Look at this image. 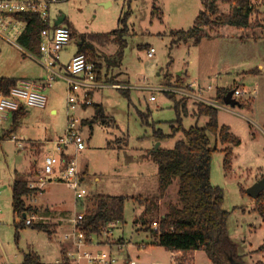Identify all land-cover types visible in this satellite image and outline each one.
Segmentation results:
<instances>
[{
	"label": "rangeland",
	"instance_id": "374dc122",
	"mask_svg": "<svg viewBox=\"0 0 264 264\" xmlns=\"http://www.w3.org/2000/svg\"><path fill=\"white\" fill-rule=\"evenodd\" d=\"M255 4L258 19L264 20V0ZM154 8L157 13H153ZM129 10L122 63L108 67L104 61L117 51L114 43L95 45V58L86 54L90 63L103 65L102 80L127 87L129 90L121 91L128 94L111 87L101 89L92 94L90 107L68 112V84L58 79L51 91L44 92L49 100L47 108H31L19 120L13 132L17 143L10 138L0 143V264H21L29 253L39 257V264H74L68 257L63 261L61 254L64 238L73 232L74 225L60 224L56 230L53 218L56 213L67 220L84 215L91 208L89 199L95 196L125 197L124 221L117 223L110 237L102 234L87 238L90 243L86 251L111 256L115 264H126L129 258L137 264H171V252L158 246L142 224L146 207L158 198L157 166L150 153L158 143L159 149H172L183 139V133L158 140L156 132L172 135V128L177 126L176 104L180 105L183 129L206 126L207 117L195 116L197 105L204 103L178 92L194 93L215 103L218 89L236 88L241 92L237 101L243 107L223 110L213 106L219 125L228 127L241 141L232 149L229 172H225L223 164L226 146L220 142L211 162V184L224 192L223 210L229 213L226 233L240 261L227 251L221 258L223 264H264V251H259L264 244V217L255 210L256 200L246 193L264 177V35L256 31V37H252L251 32L227 29L223 35H211L197 45L192 40L175 43L173 33L192 28L202 10L201 0H67L51 9L53 19L65 15L66 23L75 32L60 54L61 63L66 66L77 53L82 35L122 29L119 21ZM230 10V6L219 3L222 14ZM144 46L155 50L154 58H146L147 50L141 49ZM44 70L31 59L23 60L21 51L0 38V78L21 79L30 74L46 78ZM161 90L165 92H158ZM167 94H174L175 100ZM95 105L102 106L112 119L107 125L94 119ZM52 108L57 113L51 112ZM70 114L86 122L81 127L85 150L75 153L70 149L67 155L75 160L79 177L85 176L81 188L87 191V197L77 201L74 190L52 179L37 200L38 195L26 200V204L31 207V215L37 214L34 226L42 224L55 233L18 226L24 219L13 212L11 185L15 180H28L29 185L38 182L41 160L52 147L49 143L65 135ZM210 138L214 148L215 138ZM56 175L60 177L61 172ZM178 187V182L173 183L159 200V214L166 213L169 204H178ZM138 199L150 202L142 204ZM120 240L123 246L97 250L100 241L114 244ZM194 258V264H213L202 250Z\"/></svg>",
	"mask_w": 264,
	"mask_h": 264
},
{
	"label": "trees",
	"instance_id": "16d2710c",
	"mask_svg": "<svg viewBox=\"0 0 264 264\" xmlns=\"http://www.w3.org/2000/svg\"><path fill=\"white\" fill-rule=\"evenodd\" d=\"M219 3L231 7L228 14H222L219 11ZM202 10L197 15L192 28L188 31H177L173 33L175 43L187 42L192 40L194 45L201 42L202 39L211 35L221 36L227 29H234L241 32H251L252 37H256V31H261L264 35V20L258 19L257 5L253 0H201ZM128 13L120 19L122 29L115 30L106 34H86L82 35L78 43V54H89L96 57V47L105 46L114 43L118 46L117 51L111 57H106L104 61L108 67H115L122 63L124 50L127 46L125 36L128 32L127 16ZM153 13H157L154 8ZM255 16V18H253ZM25 18L27 26L18 40V45L24 49L37 52L38 38L40 31L45 27L37 15L21 14ZM67 24V23H66ZM71 31L72 26L66 25ZM75 32H72V37ZM141 49L149 50L150 47L144 46ZM97 73V81H102V64H94ZM250 74H256L257 71H250ZM17 79L0 78V93L7 94L9 90L16 86ZM127 95L126 91H121ZM126 92V93H125ZM230 92L229 89H218L215 103L224 105L223 98ZM175 100L174 94H167ZM240 107L244 104L240 102ZM96 121H102L107 125L112 119L105 115L104 108L95 105ZM183 113H186L185 106L182 105ZM177 112L176 127L172 128V135L165 136L161 132H156V138L162 140L168 137H174L176 133L182 132L183 139L176 142L172 149H158L150 153V158L157 166L158 177V198L149 204V200L139 202L148 203L144 211V222L142 228L149 231L155 238L156 244L165 250L173 253H181L182 258L179 264H185L187 257L197 251H204L208 259L213 264H223L221 254L227 251L236 261L239 256L236 253L234 244L229 240L226 233V225L229 213L223 210L224 192L219 187L211 184V162L213 154L218 151L217 144L220 142L226 146L224 153V170L229 172L233 157V147L239 146L241 141L234 136L226 126H220L218 123L217 110L206 104L197 105V118L207 117L208 122L205 127L200 128L197 125L183 129L180 115V105L176 104ZM24 109L21 108L14 114V128L18 121L24 115ZM86 124V122H83ZM10 130H0V143L11 138ZM215 138V147L211 148V138ZM178 182L177 199L178 204H169L164 214H159V200L166 196L168 189L173 183ZM12 191V209L14 214L31 216V207H28L26 200L33 198L42 191L39 189H30L26 180H15L11 185ZM91 208L85 211L83 219L77 225L86 238L100 236L103 229L111 223L124 221L125 197L115 196H95L89 199ZM255 210L260 216L264 217V192L258 196L255 203ZM150 215V217L148 216ZM142 217V218H143ZM24 219V217H23ZM157 223L159 228L155 231L152 227ZM23 226V223L18 224ZM34 226V225H32ZM31 226V227H32ZM34 228L39 231H46L49 235L54 232L42 224L35 225ZM259 251H264V244ZM62 259L67 260L64 250H61ZM38 256L29 253L24 256L21 264H39ZM240 261V260H239Z\"/></svg>",
	"mask_w": 264,
	"mask_h": 264
},
{
	"label": "built area",
	"instance_id": "2783aa9c",
	"mask_svg": "<svg viewBox=\"0 0 264 264\" xmlns=\"http://www.w3.org/2000/svg\"><path fill=\"white\" fill-rule=\"evenodd\" d=\"M62 1L67 0H0V37L18 47L25 57L39 63L47 71V77L42 81L21 80L7 94L0 93V124L6 119L7 114L16 113L22 107L44 109L47 104L44 90L51 89L58 79L68 84L66 98L68 112H75L84 106L90 107L93 104L92 94L94 95L101 89L108 87L122 89L117 85H108L106 82L97 81L95 65L90 63L86 54H75L65 66L64 71L58 70L60 54L72 39V31L64 24L56 26L55 21L58 17L53 19L51 16L52 7ZM253 1L259 3L262 0ZM21 14L37 15L45 26L40 31L37 52L35 53L18 45V40L27 26L25 18L19 17ZM154 54L155 50L150 48L147 50L146 58L152 59ZM168 91L170 90L167 89L166 92ZM158 92H165V90ZM178 93L198 99L206 105L228 110L224 105L218 104V106L194 95H187L184 92ZM240 96L239 88L234 89L233 98L237 100ZM150 100L154 101L155 98L151 97ZM82 124L83 122L74 114L68 115L65 135L51 143L52 147L43 159L42 176L38 178L36 184L29 185L30 189L40 190L47 182H52V179H55L56 182H64L74 190L77 201H82L87 197V191L81 188V180L75 160L67 155L70 149H73L75 153L85 150V142L81 137ZM11 141L17 143L15 137ZM19 147H21L20 144ZM58 171L61 172V178L56 175ZM83 216L78 215L74 220L75 229L71 238L75 248L67 254V257L76 264H115L116 259L111 256L93 254L84 250L87 238L77 229V225ZM33 222L34 217L31 215L30 218L26 216L20 223H23L25 227H31L34 225ZM116 225L117 223L109 224L103 229L102 234L110 237ZM152 227L155 231L159 228L157 223H153ZM171 255V264H179L182 254L173 252ZM192 260L193 257L188 256L185 264H193ZM127 264H137V262L131 260Z\"/></svg>",
	"mask_w": 264,
	"mask_h": 264
},
{
	"label": "crops",
	"instance_id": "0c3cea01",
	"mask_svg": "<svg viewBox=\"0 0 264 264\" xmlns=\"http://www.w3.org/2000/svg\"><path fill=\"white\" fill-rule=\"evenodd\" d=\"M65 24V23H64ZM1 38V37H0ZM2 39V38H1ZM2 40H4V39H2ZM5 41V40H4ZM7 42V41H6ZM14 46V45H13ZM16 47V46H15ZM19 51H20V49L18 48V47H16ZM78 51V50H77ZM63 52V51H62ZM61 52V53H62ZM22 53V52H21ZM77 54V53H76ZM22 59L23 60H25V59H29V58H27V57H25L23 54H22ZM71 60V59H70ZM33 62H35L34 60H33ZM35 63H37V62H35ZM38 65H40L39 63H37ZM42 68H44L42 65H40ZM45 69V68H44ZM64 69H65V65L63 64V63H61V59H60V61H59V64H58V70H61V71H64ZM45 71V70H44ZM34 75H32V74H30V75H25L24 77L25 78H21V79H17V80H30V81H42V80H44L45 79V76L43 77H33ZM102 82H106V83H108L107 81H105V80H102ZM108 85H117V86H120V85H118V84H113V83H109ZM121 88H125V89H128L127 87H122V86H120ZM53 88V87H52ZM51 88V89H52ZM51 89H46V90H44V92H46V91H51ZM114 89V88H113ZM118 90V89H117ZM129 90V89H128ZM45 94V93H44ZM190 95H195L194 93H191ZM155 101V100H154ZM48 102H49V100H48V98H47V104H46V107H45V109L47 108V106H48ZM23 109H24V115H23V117L22 118H24L25 117V115H26V113H29V112H27L28 110H30L31 108H25V107H22ZM221 109H223V108H221ZM223 110H226V109H223ZM51 112H53V113H57L56 112V110H55V108H52L51 110H50ZM85 111H87V110H85ZM84 111V112H85ZM8 116V117H7ZM7 116H6V120H4L1 124H0V130H10L11 128H12V126H13V123H14V114H7ZM11 116V117H10ZM9 117L11 118V121L12 122H10V119H9ZM8 122V123H7ZM9 122H10V126H9ZM19 122V121H18ZM2 124H6L5 126L8 128H5ZM17 125H18V123H17ZM17 127V126H16ZM13 128H14V126H13ZM14 131H15V128H14ZM13 131V132H14ZM13 132L11 133V138H13L14 136H13ZM58 139V138H57ZM57 139H55V140H57ZM55 140H52L49 144H51L53 141H55ZM50 150V149H49ZM46 155V154H45ZM45 155H44V157H45ZM44 157H43V159H44ZM43 159L41 160L42 161V164H43ZM84 175L82 176L81 175V178H80V180H81V182L83 183L84 181H83V179H84ZM27 182H28V180H26ZM29 183V182H28ZM53 183V182H52ZM56 183V182H55ZM42 192L41 193H39L38 194V196L36 197V200H37V198L41 195V194H43V192H44V190H43V188L42 189H40ZM29 200V199H28ZM254 201V200H253ZM37 207V206H36ZM37 215V214H36ZM36 215H32L33 217H34V219H35V217H37ZM73 216H71V218H72ZM29 218H30V216H29ZM65 217H61V214H59V213H56V216H54V218H53V221L55 222V228H56V230L58 229V227L60 226V224H63V225H65V224H69V225H74V220L76 219V217L74 218H70L69 220H67V219H64ZM42 219V218H41ZM68 221V222H67ZM34 223V222H33ZM45 223H47V222H45ZM74 229H75V226H74ZM54 233H55V231H53ZM74 233V230H73V232L71 233V234H68L66 237H68V238H64V240H65V242L67 243H65V245H63L62 246V248H61V250H64V252H65V250H66V252L65 253H70V252H72L73 250H74V245H73V239L71 238V235ZM90 240H91V238H90ZM90 240L88 241V242H86V246L90 243ZM111 243V244H110ZM99 246L97 247V250L98 249H101L102 247H111L112 245H118V246H123L124 245V242H123V240H120V241H118V242H115L114 244L112 243V242H103V241H100L99 242V244H98ZM86 246H85V248H84V250H86ZM88 251V250H87ZM172 254V253H171ZM195 254H196V252L195 253H193V254H190L189 256H192L193 257V260H192V263L194 264L195 263ZM105 255V254H104ZM129 261H131V259L129 258V259H127L126 260V264L129 262ZM134 261V260H133ZM71 262L72 263H74V264H76L74 261H72L71 260Z\"/></svg>",
	"mask_w": 264,
	"mask_h": 264
},
{
	"label": "water",
	"instance_id": "95a60500",
	"mask_svg": "<svg viewBox=\"0 0 264 264\" xmlns=\"http://www.w3.org/2000/svg\"><path fill=\"white\" fill-rule=\"evenodd\" d=\"M66 16L61 15L56 21L55 25L59 26L65 23ZM234 95V90L228 92L224 98H223V103L224 106L229 107V108H236L240 107V103L233 98ZM160 147V144L158 143L157 146L155 147L154 151H157ZM264 192V177L260 179L258 182H256L252 187L248 188L246 193L249 197H251L253 200H256L260 194ZM25 218L26 215H23Z\"/></svg>",
	"mask_w": 264,
	"mask_h": 264
},
{
	"label": "flooded vegetation",
	"instance_id": "af4514ba",
	"mask_svg": "<svg viewBox=\"0 0 264 264\" xmlns=\"http://www.w3.org/2000/svg\"><path fill=\"white\" fill-rule=\"evenodd\" d=\"M61 16V14L58 16V18ZM67 22V18L65 19V23Z\"/></svg>",
	"mask_w": 264,
	"mask_h": 264
}]
</instances>
